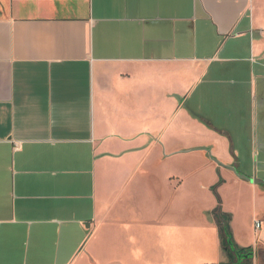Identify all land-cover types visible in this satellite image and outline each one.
I'll return each mask as SVG.
<instances>
[{
    "label": "crops",
    "instance_id": "1",
    "mask_svg": "<svg viewBox=\"0 0 264 264\" xmlns=\"http://www.w3.org/2000/svg\"><path fill=\"white\" fill-rule=\"evenodd\" d=\"M258 96L264 0H0V264H178L140 251L176 249L178 198L264 205L216 164L256 176Z\"/></svg>",
    "mask_w": 264,
    "mask_h": 264
},
{
    "label": "rangeland",
    "instance_id": "2",
    "mask_svg": "<svg viewBox=\"0 0 264 264\" xmlns=\"http://www.w3.org/2000/svg\"><path fill=\"white\" fill-rule=\"evenodd\" d=\"M256 124L255 132L252 136V149L256 151L253 156L252 161V171L255 173L257 179L264 181V167L259 164L264 158V104L263 101L258 96L256 102ZM182 172H185V168L182 166L180 168ZM188 171V170H187ZM208 180L204 177L203 181ZM209 181V180H208ZM207 181V182H208ZM203 187L207 188L206 185ZM208 192V193H207ZM195 199L191 201L188 197L178 198L177 201L172 206V209L176 211L177 225L180 234L177 233V245L176 249H172L171 252L165 254L162 250L152 248L150 246H145L141 248L140 251L144 254L150 263L157 262L163 258L171 257V260H176V262H181L184 264H194L197 261H203L202 264H210L211 261L217 260L223 252L219 248L220 238L219 231L215 227L207 225L204 228H200V217L198 210L204 208L205 204L217 206V200L215 195L207 189L200 190L198 188L192 191ZM208 195L206 200L205 195ZM217 194L220 196L223 204L222 209L224 212L231 215V221L228 226L231 231L233 240L239 242L241 246H250L256 239H254V219L264 220V205L261 199H253L247 192L243 194L237 193L234 187L226 186L221 190H217ZM216 208V207H215ZM214 208V210H215ZM223 212V213H224ZM203 218H205L203 216ZM193 224V227L190 226ZM191 229H189V226ZM202 227V225H201ZM193 229V230H192ZM191 230V232H189ZM258 232L264 231V226L257 230ZM146 238H151L152 234L146 232ZM190 245V247H188ZM185 246V247H182ZM254 250V249H253ZM257 264H264V246L260 247L257 255ZM225 262H229V253H224ZM254 259V258H253ZM248 262L246 264H254V261ZM108 264H116L112 261ZM126 264H142L140 259L132 260V258H126ZM85 264H96L93 260ZM156 264V263H155Z\"/></svg>",
    "mask_w": 264,
    "mask_h": 264
},
{
    "label": "trees",
    "instance_id": "3",
    "mask_svg": "<svg viewBox=\"0 0 264 264\" xmlns=\"http://www.w3.org/2000/svg\"><path fill=\"white\" fill-rule=\"evenodd\" d=\"M221 183L222 181L219 180L212 188V192L217 200V206L212 212V215L218 226L220 249L223 253H229L230 256V259H228L229 262L223 264H246L252 261L255 257L256 251L252 248H240L235 244L228 226V223L231 221V216L222 212L221 203L216 193V190Z\"/></svg>",
    "mask_w": 264,
    "mask_h": 264
},
{
    "label": "water",
    "instance_id": "4",
    "mask_svg": "<svg viewBox=\"0 0 264 264\" xmlns=\"http://www.w3.org/2000/svg\"><path fill=\"white\" fill-rule=\"evenodd\" d=\"M216 164L224 169H227L229 171H231L235 176H237L239 179L241 180H244V181H247L251 184H254V185H264V181L263 180H260V179H257L256 176L252 177V178H248L246 176H243V175H238L237 171L234 169V168H229V167H226L218 162H216Z\"/></svg>",
    "mask_w": 264,
    "mask_h": 264
},
{
    "label": "built area",
    "instance_id": "5",
    "mask_svg": "<svg viewBox=\"0 0 264 264\" xmlns=\"http://www.w3.org/2000/svg\"><path fill=\"white\" fill-rule=\"evenodd\" d=\"M260 227H261V224H260L259 222H255V223H254V228H255V230L260 229Z\"/></svg>",
    "mask_w": 264,
    "mask_h": 264
}]
</instances>
